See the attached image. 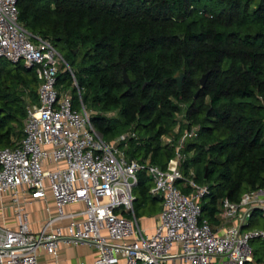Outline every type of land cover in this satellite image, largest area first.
<instances>
[{"label":"trees","instance_id":"16d2710c","mask_svg":"<svg viewBox=\"0 0 264 264\" xmlns=\"http://www.w3.org/2000/svg\"><path fill=\"white\" fill-rule=\"evenodd\" d=\"M18 6L29 32L67 50L71 70L62 64L57 83L66 78L74 85L75 107L78 87L84 103L82 88L89 92L92 122L104 139L136 132L120 144L129 158L149 157L167 169L175 145L162 136L174 135L176 143L199 127L184 146L182 168L194 166L196 179L210 187L201 199L203 218L219 224L224 198L239 201L264 186V0H19ZM38 86L35 68L2 59L0 149L24 136ZM151 180L138 172L135 204L155 200ZM254 258L260 264L264 251L254 250Z\"/></svg>","mask_w":264,"mask_h":264},{"label":"built area","instance_id":"2783aa9c","mask_svg":"<svg viewBox=\"0 0 264 264\" xmlns=\"http://www.w3.org/2000/svg\"><path fill=\"white\" fill-rule=\"evenodd\" d=\"M18 2L0 0V63L23 60L35 68L38 102L27 104L24 136L0 149V195L10 193L17 221L14 227L0 223V264H41L39 248L57 256L61 242L96 247L97 258L81 264H258L251 240L264 239V229L245 227L255 210H264V186L245 191L239 201L224 198L223 231H216L202 217L201 199L210 194L209 185L196 181L194 169L188 175L182 170L184 146L199 127L185 130L176 143L174 135L162 136L165 144L175 145L167 169L149 157L128 158L120 144L137 137L136 132L106 141L77 80L80 110L70 92H59L60 66L71 67L51 41L27 30L19 20ZM141 170L152 179L150 194L163 201L152 232L142 227L134 205ZM180 180L185 181L182 187ZM49 192L57 212L34 231L27 205L47 199ZM77 204L83 206L67 209ZM7 206L2 200L0 208Z\"/></svg>","mask_w":264,"mask_h":264},{"label":"crops","instance_id":"0c3cea01","mask_svg":"<svg viewBox=\"0 0 264 264\" xmlns=\"http://www.w3.org/2000/svg\"><path fill=\"white\" fill-rule=\"evenodd\" d=\"M5 197H10V193H3L0 195V205ZM30 197V195H28ZM3 198V199H2ZM9 199V198H8ZM6 199V200H8ZM5 201V199H4ZM7 207L3 210L0 208V223L6 224L8 226H16V216L14 213V208L9 202ZM82 204L69 205L67 209L69 211L82 207ZM27 209L30 214V227L34 231H39L44 224V222L50 217L56 214V204L53 199L52 194L49 192L47 199L38 198L33 200L32 203L27 205ZM158 215L155 217L152 229L147 228L148 232H152L153 228L157 223ZM223 219L219 224L214 225L216 231H223ZM98 256V251L95 246L89 245L87 243L73 244L71 242H61L58 246L57 256L51 255L45 251L44 248H39L38 259L41 264H81L82 262L90 263L94 261Z\"/></svg>","mask_w":264,"mask_h":264},{"label":"rangeland","instance_id":"374dc122","mask_svg":"<svg viewBox=\"0 0 264 264\" xmlns=\"http://www.w3.org/2000/svg\"><path fill=\"white\" fill-rule=\"evenodd\" d=\"M57 49L61 52L63 58L65 59V56L68 55L67 50L61 48V46H57ZM4 59H5V62L8 61V59H6V58H4ZM63 65H65V64L63 63ZM61 69H62V65L60 66V70ZM56 87H57V89L59 90L60 93L70 92L72 94V96H73L74 85L70 84L66 78L62 79L61 84L57 83ZM82 93H83V96H85V105L87 106L88 109L91 110L92 107H91V101H90L89 92L85 88H82ZM26 99H28L27 96H26ZM73 103H74V101H73ZM75 108L79 109V110L81 109L80 101L77 103V107H75ZM179 119H184V114L179 116ZM183 121H185V120H183ZM19 128L22 129V125H20ZM175 131H176V129H175ZM118 137H116V138H118ZM120 148L122 150H124L126 155H127V152H126L127 151V146L125 144H123V145L120 146ZM127 157H128V155H127ZM193 167H190V169H193ZM182 170H183V168H182ZM183 172H184V170H183ZM188 172L187 173L184 172V174L188 175ZM196 181L198 183H200V184H205L204 182H202L201 179H199V180L196 179ZM184 183H185L184 180H180L179 181V184H180L181 187L183 186ZM151 184H153L152 180H151ZM151 196L155 198L154 201H153L152 198H149V197L147 198L146 197L142 201H140V202L135 204L136 205L135 206L136 207L135 210L137 212L140 224L142 225V227H144L146 229L149 228V227H150V229H152L155 217L160 214V212H161V210L163 208V201L160 198V196H155V195H152V194H151ZM4 199H5L4 202H6V201L9 202L11 200L10 197H5ZM6 199H8V200H6ZM248 221H249V225L245 227V230L264 229V210H261V209L255 210L253 216L250 217L248 219ZM251 245H252L254 250H262V251H264V239H260V238L252 239L251 240Z\"/></svg>","mask_w":264,"mask_h":264},{"label":"water","instance_id":"95a60500","mask_svg":"<svg viewBox=\"0 0 264 264\" xmlns=\"http://www.w3.org/2000/svg\"><path fill=\"white\" fill-rule=\"evenodd\" d=\"M209 73H205L202 77H201V84L205 85L207 79H208ZM183 79H184V73H181L180 75H178L176 77V80L178 81V85H179V89L181 90L183 87ZM124 81L127 83L128 86H131V79L126 71V69H124ZM198 95V92L197 94Z\"/></svg>","mask_w":264,"mask_h":264}]
</instances>
